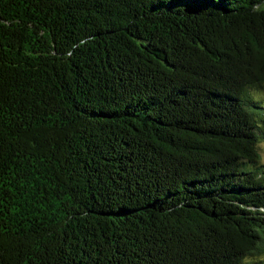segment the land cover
Returning a JSON list of instances; mask_svg holds the SVG:
<instances>
[{"label": "trees", "instance_id": "1", "mask_svg": "<svg viewBox=\"0 0 264 264\" xmlns=\"http://www.w3.org/2000/svg\"><path fill=\"white\" fill-rule=\"evenodd\" d=\"M264 0H0V264H258Z\"/></svg>", "mask_w": 264, "mask_h": 264}, {"label": "rangeland", "instance_id": "2", "mask_svg": "<svg viewBox=\"0 0 264 264\" xmlns=\"http://www.w3.org/2000/svg\"><path fill=\"white\" fill-rule=\"evenodd\" d=\"M253 95L259 97L262 101H264V92H253ZM258 151L260 153L261 162H264V142L259 143ZM258 264H264V257L261 258V261Z\"/></svg>", "mask_w": 264, "mask_h": 264}]
</instances>
